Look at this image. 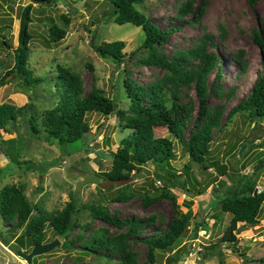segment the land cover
Listing matches in <instances>:
<instances>
[{
    "label": "rangeland",
    "instance_id": "374dc122",
    "mask_svg": "<svg viewBox=\"0 0 264 264\" xmlns=\"http://www.w3.org/2000/svg\"><path fill=\"white\" fill-rule=\"evenodd\" d=\"M203 1L207 6L199 22L190 23L192 15L178 17L185 5L198 9ZM28 9L26 32L31 37L28 67L35 78L43 81L31 86L13 75L6 77L16 64L15 50L20 46ZM137 9L161 29H176L168 43L157 50L169 61L182 58L186 70H201V62L192 52L203 45V40L209 43L211 38L217 47L207 45L206 49L218 57L222 76L216 79L217 69L209 75L208 110L200 120L196 83L185 86L179 93L182 102L191 99L195 110L193 119L183 129L184 140L189 141L199 130L211 135L208 168L193 163L185 147L166 129H159L157 136L167 137L175 145V158L168 169L182 175L177 174L172 184H166L156 177V167L149 164L139 176L131 175L129 192L136 195L129 202H116L111 198L125 186L107 190L101 184L107 182L103 174L112 169V154L131 134L119 115L106 118L89 113L86 117L89 135L64 152L33 135L32 118L40 125L46 112L57 106L62 93L58 67L80 77L82 97L94 88L99 89L116 102L117 111H127L130 107L124 88L126 80L147 88L169 77V70L151 65L152 50L141 48L145 41L143 29L116 24L114 8L108 0H0V80L6 78L0 86V105L26 107L17 121L9 124L12 134L2 132L3 140L13 143L0 144V190L10 184L23 186L33 206L53 215L62 212L72 199L77 201L79 209L75 217L78 227L67 239L57 237L49 224L45 226L46 241L58 240L61 244L52 252L34 258L32 264H121L119 255L88 251L86 243L96 232L107 231L108 236H117L127 231L94 221L84 207L91 205L106 206L111 214L122 219L152 217L155 220L152 227H146L145 237L126 241L136 263L148 264L149 248L143 239L166 228L174 216V204L171 198H162L146 207L142 195L148 192L159 197L164 191L176 197L182 214H192V221L177 245L167 251H156V264H264V206L258 226L238 224L236 250L218 245L232 220V215L219 208L224 195L248 179L256 183L258 191H264V121L255 128L248 113L229 116L250 95L264 67V48L255 41L256 33L264 39V0H256L254 4L250 0H143ZM63 16L70 19V25H66ZM53 25L67 30L66 38L57 44L49 42ZM117 41L126 43L124 64L95 52V46ZM11 148L16 155L10 152ZM7 153L14 154L13 162ZM29 162L36 164L35 167ZM49 163L55 166L47 168ZM217 165L226 175L220 174ZM38 214L35 211L33 216ZM196 222L203 227L195 236ZM13 225L0 216V264H27L14 249L15 239L25 230H15ZM20 251L31 253L27 243Z\"/></svg>",
    "mask_w": 264,
    "mask_h": 264
},
{
    "label": "trees",
    "instance_id": "16d2710c",
    "mask_svg": "<svg viewBox=\"0 0 264 264\" xmlns=\"http://www.w3.org/2000/svg\"><path fill=\"white\" fill-rule=\"evenodd\" d=\"M108 1L114 8L116 24L120 26L131 24L143 29L145 41L141 48L151 49L152 54L149 60L151 65L169 70L170 76L161 83L147 88L134 85L133 82L126 80L124 88L130 100V107L127 111H117L116 102L107 98L99 89L94 88L86 97H82L83 90L80 77L63 67H58V79L62 88L61 97L57 106L43 116L41 128H39L37 119L32 118L31 132L33 135L41 137L46 143L58 146L64 152L65 149L83 141L89 135L90 128L86 122L89 113L101 114L106 118L117 113L121 121L125 122L126 129L131 130V134L122 140L117 152L112 154V169L103 174L106 181L128 180L132 174L137 177L145 171L149 164L156 167V177L166 184H172L178 178L177 174L181 176L182 172L175 173L168 169L171 161L175 158V145L169 138L157 136L156 131L159 129H166L175 137L185 147L193 163L208 168L206 162L209 159L211 135L206 130H199L191 136L189 141L184 140L183 129L193 119L195 110L191 99L188 102H182L179 93L182 88L190 87L195 82V90L200 101L198 120L206 115L208 110L206 89L208 77L216 69L218 70L216 79H221L222 76L218 57L214 53L208 52L206 46L217 47V45L211 38H208L209 43L203 40V45L192 52L194 58L201 62V70H186L182 66V58L181 60L176 58L169 61L157 50V48L168 43L171 35L176 31L175 28L163 30L151 19L140 13L137 5L143 0ZM250 1L252 4L256 2V0ZM206 6V1H203L198 9L185 5L178 17L184 19V16L192 15L190 23L199 22L204 15ZM29 19L28 9L23 19L25 28L22 32L20 46L15 50L16 64L6 77L13 75L19 82H25L31 86L43 81L35 78L28 67L31 37L26 32V24ZM63 19L66 25H70L68 17L63 16ZM49 35V42L57 44L66 38L67 30L53 25ZM0 37H2L1 30ZM255 41L261 48H264V39L261 34L256 33ZM5 43L7 44V42ZM125 47V42L117 41L95 46L94 49L102 58H110L120 65L124 64L125 61ZM5 81L6 78L1 79L0 86L4 85ZM25 109L26 107L17 108L13 104L0 105V144L13 143V140H3L2 132L11 135L12 131L8 127L9 124L16 122L18 115L22 114ZM238 113H248L255 128L264 121V67L258 75L250 95L239 106L231 110L229 116L232 117ZM12 149H9L10 152H13ZM12 156L7 153L10 162L14 161ZM30 165L35 167L36 164L30 163ZM54 166L55 164L49 163L47 168ZM217 166L220 174L226 175L225 171H222L219 165ZM177 184L185 186L184 182L177 181ZM257 188L256 183L248 179L241 187L234 191H228L220 200V210L232 215L230 225L218 243L220 247L228 245L230 249L236 250L239 243L236 236L239 230L238 224L251 227L259 225L264 206V191H258ZM188 189L193 191L194 188ZM129 190L130 186L127 185L117 190L118 192L111 199L116 202H129L136 195ZM201 193L200 191L199 194ZM162 198L173 200L174 216L164 230L161 228V230L153 232V235L143 239L149 248L148 264H156V251H167L177 245L189 230L192 221L191 213L182 214L180 212L176 197L172 196L170 191H164L159 197L151 196L145 192L142 195L143 205L150 207ZM84 207L90 212L94 221H102L119 230H127L117 236H108L107 231L96 232L86 243L88 251L119 255L121 264H137L133 254L128 252L126 248V241L129 238L137 240L140 237H145L143 234L146 227H152L155 220L152 217L143 220L137 218L122 219L118 215L111 214L109 208L102 205ZM35 211L39 212L37 217L33 216ZM78 212L75 199H72L62 212L53 215L33 206L28 200L23 186L10 184L0 190V216L8 225L14 223L13 229L25 230L21 236L15 239V243L18 245H14V249L17 253L24 249L26 243L31 252L36 245L48 243L44 229L47 224L53 229L57 237L67 239L73 229L78 227V223L75 221ZM202 227L201 223H195L193 230L195 236ZM1 238L5 241V238L2 236Z\"/></svg>",
    "mask_w": 264,
    "mask_h": 264
},
{
    "label": "water",
    "instance_id": "95a60500",
    "mask_svg": "<svg viewBox=\"0 0 264 264\" xmlns=\"http://www.w3.org/2000/svg\"><path fill=\"white\" fill-rule=\"evenodd\" d=\"M91 44L92 46L94 45V39L91 41ZM242 152L243 150L240 151V156H242ZM131 181H132L131 178L128 180H121V181L109 180L104 184H101V188L107 190H114L115 188H121L128 185ZM217 191L218 190H215V192ZM60 244L61 243L58 240H54L50 243L36 245L30 254H26L22 251H18V256L23 260H25L27 264H32L34 258L52 252L55 248L59 247Z\"/></svg>",
    "mask_w": 264,
    "mask_h": 264
}]
</instances>
